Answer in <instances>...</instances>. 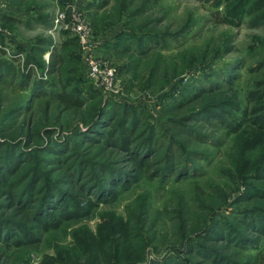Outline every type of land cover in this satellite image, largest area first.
Instances as JSON below:
<instances>
[{
    "label": "rangeland",
    "instance_id": "rangeland-1",
    "mask_svg": "<svg viewBox=\"0 0 264 264\" xmlns=\"http://www.w3.org/2000/svg\"><path fill=\"white\" fill-rule=\"evenodd\" d=\"M263 3L0 0V264H264Z\"/></svg>",
    "mask_w": 264,
    "mask_h": 264
},
{
    "label": "built area",
    "instance_id": "built-area-1",
    "mask_svg": "<svg viewBox=\"0 0 264 264\" xmlns=\"http://www.w3.org/2000/svg\"><path fill=\"white\" fill-rule=\"evenodd\" d=\"M78 30L81 32V27L78 28ZM82 39H84L83 34L81 33ZM87 57V63L90 72L95 75L98 78H103L104 80L108 81L110 83L114 76V69L109 66H103L96 56H94L92 53H90ZM101 76V77H99Z\"/></svg>",
    "mask_w": 264,
    "mask_h": 264
},
{
    "label": "trees",
    "instance_id": "trees-1",
    "mask_svg": "<svg viewBox=\"0 0 264 264\" xmlns=\"http://www.w3.org/2000/svg\"><path fill=\"white\" fill-rule=\"evenodd\" d=\"M262 1V0H261ZM264 1V0H263ZM262 7H264V3L263 4H260L259 5V7L258 8H262ZM69 95L67 94V93H65V91H64V98L65 99H67V98H69L68 97ZM70 98H72V97H70ZM81 102H78V104H80ZM114 127V126H113ZM118 130V129H117ZM132 130H131V128H129L128 127V129H127V132H131ZM125 139H126V141L128 140V137L125 135ZM112 195H114V197H113V199H115V197H116V194H115V192H114V194H112ZM40 221L47 227L48 225H52V223H50L47 219H40ZM55 225H56V223H55ZM54 226V225H53ZM25 235H27V233H25Z\"/></svg>",
    "mask_w": 264,
    "mask_h": 264
}]
</instances>
